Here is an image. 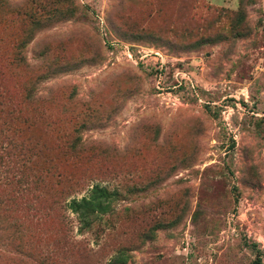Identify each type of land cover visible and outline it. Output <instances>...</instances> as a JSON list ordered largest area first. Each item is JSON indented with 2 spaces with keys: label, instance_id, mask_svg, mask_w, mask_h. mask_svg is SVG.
I'll return each mask as SVG.
<instances>
[{
  "label": "rangeland",
  "instance_id": "obj_1",
  "mask_svg": "<svg viewBox=\"0 0 264 264\" xmlns=\"http://www.w3.org/2000/svg\"><path fill=\"white\" fill-rule=\"evenodd\" d=\"M116 40L201 102L166 106L157 60L110 61ZM97 186L111 209L85 229L70 204ZM120 251L264 264V0H0V264Z\"/></svg>",
  "mask_w": 264,
  "mask_h": 264
},
{
  "label": "built area",
  "instance_id": "obj_2",
  "mask_svg": "<svg viewBox=\"0 0 264 264\" xmlns=\"http://www.w3.org/2000/svg\"><path fill=\"white\" fill-rule=\"evenodd\" d=\"M104 23L105 21L101 22L103 26ZM108 52L110 61L115 60L120 62V58L123 57L129 63L136 64L135 66H140V64L144 63L147 58L156 59L158 67L155 68V73L153 75L156 81L155 90L159 100L161 102L163 101L166 106H172L176 109L187 108L189 104L188 102H185L182 94L180 93L185 89L201 102L198 94V86L195 84V80L189 72L177 68L171 75L172 82H168L166 76V70L168 71V62H166L165 57L161 52L154 50H142L138 51V56L131 45L117 40L112 44L109 42Z\"/></svg>",
  "mask_w": 264,
  "mask_h": 264
},
{
  "label": "trees",
  "instance_id": "obj_3",
  "mask_svg": "<svg viewBox=\"0 0 264 264\" xmlns=\"http://www.w3.org/2000/svg\"><path fill=\"white\" fill-rule=\"evenodd\" d=\"M112 196L106 189L97 186L89 198L73 200L70 208L77 214L83 228H91L97 219L110 211L111 204L109 203V199ZM126 263L127 255L124 251H120L112 258L109 264Z\"/></svg>",
  "mask_w": 264,
  "mask_h": 264
}]
</instances>
